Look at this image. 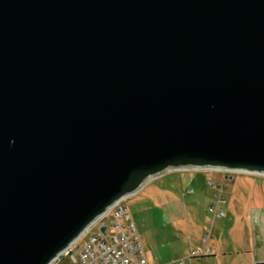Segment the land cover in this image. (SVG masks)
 I'll list each match as a JSON object with an SVG mask.
<instances>
[{
	"label": "water",
	"instance_id": "obj_1",
	"mask_svg": "<svg viewBox=\"0 0 264 264\" xmlns=\"http://www.w3.org/2000/svg\"><path fill=\"white\" fill-rule=\"evenodd\" d=\"M187 167L264 175V0H0V264Z\"/></svg>",
	"mask_w": 264,
	"mask_h": 264
},
{
	"label": "rangeland",
	"instance_id": "obj_2",
	"mask_svg": "<svg viewBox=\"0 0 264 264\" xmlns=\"http://www.w3.org/2000/svg\"><path fill=\"white\" fill-rule=\"evenodd\" d=\"M230 175L232 178L227 179L226 174L218 171L169 170L147 181L134 194L122 200L132 214L149 264H164L185 257L179 254V250L187 235L206 237L211 241H231L235 237L246 236L244 230H238L229 220L228 208L241 211L261 200L264 196V176L241 171L231 172ZM220 190L222 198L226 199V203L220 206L227 212L225 217L216 216L210 209L211 205L217 204L214 195ZM193 221L204 223L206 228L190 232L187 224ZM76 251L75 245L73 254ZM211 258L196 257L191 264H220ZM230 263L225 261L224 264ZM52 264L79 263L72 255L62 253Z\"/></svg>",
	"mask_w": 264,
	"mask_h": 264
},
{
	"label": "built area",
	"instance_id": "obj_3",
	"mask_svg": "<svg viewBox=\"0 0 264 264\" xmlns=\"http://www.w3.org/2000/svg\"><path fill=\"white\" fill-rule=\"evenodd\" d=\"M180 169L218 171L226 174V176L231 174V172H236L224 168L210 167H187L170 170ZM208 183L211 184V181L209 180ZM214 196L217 198V204L211 205L210 209L216 216L225 215V211L220 208L221 204L226 202V199L222 198V191L220 190V193ZM123 199L109 207L63 253L72 255L74 261L79 264H149L137 226L129 208L122 201ZM102 224L107 226L105 232L100 229ZM205 240L206 238H204ZM75 245L77 251L76 254H73ZM210 253L211 249L204 245L192 249L185 257L174 259L164 264H191L194 258L207 256Z\"/></svg>",
	"mask_w": 264,
	"mask_h": 264
},
{
	"label": "crops",
	"instance_id": "obj_4",
	"mask_svg": "<svg viewBox=\"0 0 264 264\" xmlns=\"http://www.w3.org/2000/svg\"><path fill=\"white\" fill-rule=\"evenodd\" d=\"M226 177L232 178L230 174ZM226 215L225 211L223 216ZM228 218L235 224L234 226L238 227V230H244L246 236H238L231 241H211L206 237L187 235V240L181 245L179 254L187 255L192 249L205 245L211 249L207 257H212L213 261L220 264H224L225 261L231 262L230 264H264V196L256 203L242 208L241 211L229 207ZM187 227H190L187 229L193 233L206 228L204 223L200 224L197 221L187 224ZM204 238H206L205 241Z\"/></svg>",
	"mask_w": 264,
	"mask_h": 264
},
{
	"label": "trees",
	"instance_id": "obj_5",
	"mask_svg": "<svg viewBox=\"0 0 264 264\" xmlns=\"http://www.w3.org/2000/svg\"><path fill=\"white\" fill-rule=\"evenodd\" d=\"M208 256V255H207Z\"/></svg>",
	"mask_w": 264,
	"mask_h": 264
}]
</instances>
